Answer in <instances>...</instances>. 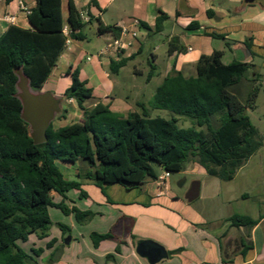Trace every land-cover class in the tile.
<instances>
[{"label": "trees", "instance_id": "1", "mask_svg": "<svg viewBox=\"0 0 264 264\" xmlns=\"http://www.w3.org/2000/svg\"><path fill=\"white\" fill-rule=\"evenodd\" d=\"M13 0H7V3ZM36 6L28 14L31 29L12 26L0 37V264H32L34 258L20 245L32 235L44 238L52 226L50 209L64 215L74 214L83 224L92 214L65 203L70 191L88 194L82 182H91L104 191L109 185L136 189L157 180L155 167L172 174L183 172L190 162L202 166L209 176L232 180L238 171L262 148L257 128L247 114L257 107L261 88H253L242 101L235 90L243 81H258V74L248 79L251 64L234 60L224 64L223 53L203 56L197 64V76L186 78L173 70L156 89L150 107L140 105V113L128 116L114 112L109 105L98 103L93 108L85 103L93 98V90L80 78L78 69L69 70L72 85L64 98L76 101L82 111L80 122L56 129L50 120L43 121L40 138L35 136L25 109L33 99L29 89L40 91L66 49L68 39L84 41L81 13L73 0L69 2L64 34L62 0H34ZM169 17L161 14L155 32L161 33ZM143 29H149L141 24ZM198 28L191 24L186 31ZM100 34L114 32L115 27L99 26ZM213 38L224 39L215 33ZM251 48L250 43H247ZM176 51L174 40L168 54ZM132 58L112 62V74ZM151 65L147 80L155 76ZM44 102L50 104L47 100ZM149 109L166 110L179 118H187L199 128H180L178 118H152ZM45 120V119H44ZM58 163L81 164L78 180H68ZM155 165V166H154ZM53 194L64 201L54 202ZM234 227L254 228L258 220L242 215L232 219ZM65 232L69 228L59 224ZM95 246L110 235L92 234ZM39 257L42 250H32Z\"/></svg>", "mask_w": 264, "mask_h": 264}, {"label": "crops", "instance_id": "2", "mask_svg": "<svg viewBox=\"0 0 264 264\" xmlns=\"http://www.w3.org/2000/svg\"><path fill=\"white\" fill-rule=\"evenodd\" d=\"M69 2L62 0L65 27H69ZM73 2L81 14L89 17V22L83 23L95 24L98 38L107 44L116 35L114 32L101 35L99 26L115 27L119 31V27L127 26L133 30V22L139 21L149 29H143L140 25L138 42L133 50L100 58L97 55L104 50L86 57L82 43L70 39L57 67L43 86L47 90L41 92L29 89L33 99H43L50 103L53 99L63 98L72 85L68 71L78 69L80 78L94 92L93 98L85 103L86 107L93 108L103 103L114 112L128 116L141 112L139 106L144 104L142 102L147 96L136 79L144 74L137 65L140 57L145 58L149 68L152 64L156 67L155 76L147 82L151 83L154 78H158L160 85L173 70L186 78L196 77L199 60L215 52H222L225 58L230 48L233 57L230 63L239 61L242 54L234 51L237 44L248 47L247 43H250L251 48H248L253 59L247 64H254L257 58L263 61L264 66V0ZM35 6L34 0H13L10 3L0 0V37L12 26L31 29L28 14ZM161 14H166L169 20L164 23L162 32L156 33V22ZM194 23L198 28L186 31ZM199 29L204 30V33H197ZM213 33L224 39L209 35ZM160 34L167 38L166 56L158 54L161 47L153 42ZM173 40L175 47L184 48L185 51L169 55V46ZM129 58L132 60L117 75L134 63L133 77L128 79V84L120 85L113 78L111 64ZM68 103L75 105L76 110L73 112L78 117L77 122H80L82 111L76 101L69 100ZM53 125L58 129L68 124ZM60 164L67 169L68 176L58 163L66 179L78 180L79 164ZM188 166L192 175L203 179H194L183 193L173 189L171 178L163 186L158 182L164 173L158 166L155 168L157 180L148 181L136 189L109 185L103 191L91 182H82V189L88 197L84 198L76 191L74 200L67 195L65 203L69 209L90 212L91 218L80 224L74 214L69 215L67 221L56 213V224L67 225L69 230L63 232L59 227L55 233L50 230L44 238L32 235L28 242V254L36 261L32 264H150L137 251L143 241L157 243L169 254L167 259L157 264H264V183L261 176L264 164H252L249 161L232 180L225 182L209 176L195 162L188 163L186 168ZM74 169L78 171L74 173ZM247 169L253 170L251 175L243 176L244 183L249 182L250 186H233ZM53 197L55 203L64 201L59 195L53 194ZM235 215L259 222L252 229L243 226L237 228L231 221ZM94 233L110 235V238L95 246L91 238ZM33 249L42 250L43 253L37 257L31 253Z\"/></svg>", "mask_w": 264, "mask_h": 264}, {"label": "rangeland", "instance_id": "3", "mask_svg": "<svg viewBox=\"0 0 264 264\" xmlns=\"http://www.w3.org/2000/svg\"><path fill=\"white\" fill-rule=\"evenodd\" d=\"M82 32L86 36V39L84 41H79V43H82L83 48L86 51V57H91L99 53L100 51H103L107 47V42H105L103 39H99L97 35V27L96 25H89L87 23L84 24V27L82 29ZM167 38L165 35H157L154 39V43L159 45L161 47L160 51H158L159 55L166 56L167 54ZM227 55L225 58H223V63L228 64L230 63V59H232V51L227 49ZM137 61V65H139L140 69L144 71L143 75H140L136 77L138 80V83L141 84L145 90L146 100H144L142 103L146 104L147 107H150V104L153 100L152 96L155 95L156 89L160 85V80L158 78H154L151 83L147 82L148 78V72L150 70L149 65L146 63L145 58L140 57ZM140 63V64H139ZM133 65L134 63H131L125 71H123L120 75L112 74L113 78L117 79L120 85L128 84L130 77H133ZM250 69V75L248 76V79H252V75L258 74V81L256 82H250V81H243L235 90L240 95V98L242 101H245L248 93L255 87L261 88L260 95L257 100V107L254 110L248 109L247 114L250 117L252 123L257 128L259 135L262 139L263 146L262 148L249 160L252 164H264V66L263 61L256 58L254 64H251ZM47 90V87H43L40 91L45 92ZM59 102H55L52 100L50 104L47 102L45 103L44 100H28L25 104V109L27 111L28 121L30 125H33L34 123V132L35 136L37 138H40L41 129L43 126V121H46L45 124H48V122L51 120L52 123L58 125H71L73 123H76L78 120V117L73 112L76 110L75 105L69 104L68 99H65L64 97L58 100ZM143 104V105H144ZM150 116L152 118H163L167 120H173V118H178L179 121L177 122L178 127L180 128H196L199 130V128L194 124V122L187 118H179L172 114L169 111L166 110H154L149 109ZM45 119V120H44ZM61 122V123H60ZM41 139V138H40ZM60 168L65 172L66 176H68L67 169L63 166V164L59 163ZM155 166V165H154ZM84 167L81 164L77 166V168ZM156 168V167H155ZM251 169V167H250ZM247 169L244 171L239 177L237 183H234L233 186L237 188H244L250 186V183L247 182V184L244 183L243 176L245 175H251L253 170ZM74 173L78 170L74 169L72 170ZM262 181L264 183V170L262 172ZM203 179L201 176H194L191 174L189 166L180 173H174L171 177V184L174 190L183 193L189 189L191 186V183L194 179ZM254 179V178H253ZM184 180L186 181L185 183ZM241 180L243 183H241ZM252 181V180H251ZM225 182V181H224ZM182 184L183 186H180ZM76 191H70L67 195L69 199L74 200V197L76 196ZM51 215H52V226L50 230H52L53 233L59 228V226L56 224L57 218L56 213L60 214L62 218L69 221V217L64 215L60 210L51 208L50 209ZM65 223V221L63 222ZM67 223V222H66ZM64 225V224H63ZM67 226V225H65ZM29 243L27 244H21L20 247L26 252L29 253ZM32 253V252H31ZM33 254V253H32Z\"/></svg>", "mask_w": 264, "mask_h": 264}, {"label": "built area", "instance_id": "4", "mask_svg": "<svg viewBox=\"0 0 264 264\" xmlns=\"http://www.w3.org/2000/svg\"><path fill=\"white\" fill-rule=\"evenodd\" d=\"M81 18L83 22H89V17L85 14H81ZM139 21H134L133 26L134 29L132 30L130 27L122 26L119 27L120 35L119 37H115L109 44H107L106 49L101 52L97 57H103L109 54H121L123 52L133 50L135 45L138 42V35H139ZM64 34L69 38L70 29L69 27L64 28ZM70 38L68 39L67 43H70ZM171 173L165 172L158 178V182L163 186L166 184L167 180L171 178Z\"/></svg>", "mask_w": 264, "mask_h": 264}, {"label": "water", "instance_id": "5", "mask_svg": "<svg viewBox=\"0 0 264 264\" xmlns=\"http://www.w3.org/2000/svg\"><path fill=\"white\" fill-rule=\"evenodd\" d=\"M199 31L204 33V30L202 29L196 30L197 33ZM234 51L240 52L242 54V57L239 60L242 63H249L253 59L250 49L245 44H237L234 47ZM53 101L59 102L55 99H53ZM180 186H182V184ZM67 243H69V241H67ZM137 251L142 257L147 258L150 264H157L163 259H167L169 257V254L162 246L152 241L141 242L138 245Z\"/></svg>", "mask_w": 264, "mask_h": 264}]
</instances>
